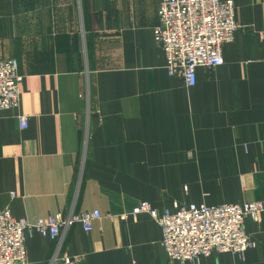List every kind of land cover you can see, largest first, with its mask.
I'll use <instances>...</instances> for the list:
<instances>
[{"label": "crops", "instance_id": "1", "mask_svg": "<svg viewBox=\"0 0 264 264\" xmlns=\"http://www.w3.org/2000/svg\"><path fill=\"white\" fill-rule=\"evenodd\" d=\"M161 1L0 0V59L22 76L20 105L0 110V209L101 214L59 248L27 232L28 264H178L158 221L134 213L143 201L162 212L264 199V0H234L242 27L194 86L169 75L156 43ZM246 230L256 246L243 258L194 264H264V212Z\"/></svg>", "mask_w": 264, "mask_h": 264}, {"label": "built area", "instance_id": "2", "mask_svg": "<svg viewBox=\"0 0 264 264\" xmlns=\"http://www.w3.org/2000/svg\"><path fill=\"white\" fill-rule=\"evenodd\" d=\"M159 23L155 27L156 43L167 57L169 75L179 76L186 86L197 83V68L213 69L224 63L223 45L234 39L242 27L235 18L234 0H162ZM22 76L15 59H0V110L20 105L19 85ZM21 129L29 127V117L18 115ZM147 212L162 227V244L171 263H198L214 252H231L243 258L256 241L246 230V219L260 221L264 199L244 203L175 204V210L155 209L143 201L134 213ZM99 211L70 214L67 218L54 215L30 221L16 218L10 208L0 209V264H28L27 232L38 231L58 240L76 221L92 230ZM77 257H65L70 264Z\"/></svg>", "mask_w": 264, "mask_h": 264}, {"label": "rangeland", "instance_id": "3", "mask_svg": "<svg viewBox=\"0 0 264 264\" xmlns=\"http://www.w3.org/2000/svg\"><path fill=\"white\" fill-rule=\"evenodd\" d=\"M89 84V83H88ZM88 87H89V85H88Z\"/></svg>", "mask_w": 264, "mask_h": 264}]
</instances>
